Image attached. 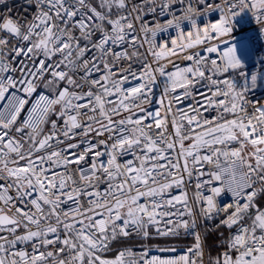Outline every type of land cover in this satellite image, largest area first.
Masks as SVG:
<instances>
[{"label":"snow or ice","instance_id":"snow-or-ice-1","mask_svg":"<svg viewBox=\"0 0 264 264\" xmlns=\"http://www.w3.org/2000/svg\"><path fill=\"white\" fill-rule=\"evenodd\" d=\"M0 264H264V0H0Z\"/></svg>","mask_w":264,"mask_h":264},{"label":"built area","instance_id":"built-area-1","mask_svg":"<svg viewBox=\"0 0 264 264\" xmlns=\"http://www.w3.org/2000/svg\"><path fill=\"white\" fill-rule=\"evenodd\" d=\"M156 254H160V253H156Z\"/></svg>","mask_w":264,"mask_h":264}]
</instances>
